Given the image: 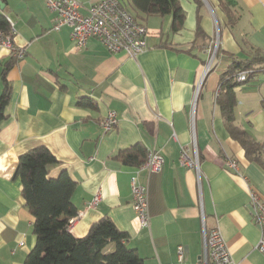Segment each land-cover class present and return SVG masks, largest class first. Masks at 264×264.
<instances>
[{"label": "crops", "instance_id": "crops-1", "mask_svg": "<svg viewBox=\"0 0 264 264\" xmlns=\"http://www.w3.org/2000/svg\"><path fill=\"white\" fill-rule=\"evenodd\" d=\"M0 1L14 30L13 48L0 43V94L7 61L16 49L25 51L6 71L11 93L0 122V264H23L35 243L34 218L13 175L18 156L38 145L58 160L48 176L65 170L76 183L74 237L107 216L145 264H176L179 245L184 264H201L203 224H217L233 260L264 264L248 195L251 186L264 201V71L234 88L235 124L261 146L256 159L230 135L215 97L234 60L249 57L250 48L264 52V0H233L232 21L219 0H179L182 28L171 31V15L148 16V47L134 57L111 53L95 38L77 47L69 26L52 28L44 0ZM78 1L85 12L97 0ZM197 21L205 39L196 37ZM217 31L216 53L204 73ZM81 97L95 106L78 105ZM108 110L118 123L104 131ZM137 143L163 157L159 172L138 176L147 186L149 227L139 224L131 202L136 166L117 158ZM181 148L190 157L197 153L198 174L179 164ZM228 159L237 170L226 167ZM97 192L99 202L90 205Z\"/></svg>", "mask_w": 264, "mask_h": 264}, {"label": "trees", "instance_id": "trees-1", "mask_svg": "<svg viewBox=\"0 0 264 264\" xmlns=\"http://www.w3.org/2000/svg\"><path fill=\"white\" fill-rule=\"evenodd\" d=\"M219 1L229 19L234 20L230 13V7L235 5L234 1ZM119 2L144 25L148 16L171 15V31L177 32L183 26L185 12L179 0H119ZM0 33L9 35L12 40V24L2 11ZM196 37L199 40L205 39L198 21ZM250 50L249 57L234 60L221 75L220 92L216 99L230 135L244 147L248 158L256 159L255 155L261 146L246 130L235 124L234 118L236 104L234 88L243 83L236 81L235 75L238 71H248V79L256 72L264 71V52L256 48ZM16 58L8 60L3 71L0 122L6 119L5 106L11 93L6 71L16 62ZM77 104L95 106L94 102L86 97L79 98ZM261 105L264 108V98ZM146 154L147 149L137 143L121 150L117 158L124 164L138 166L145 161ZM56 163L58 160L44 145L35 146L18 156L13 176L21 183L25 206L34 218L35 235L34 246L26 255L23 264H145L136 249L127 245L128 234L119 230L107 216L94 222L84 236L77 238L71 234L70 220L77 215V208L72 202L76 183L65 170L57 177H49L48 167Z\"/></svg>", "mask_w": 264, "mask_h": 264}, {"label": "built area", "instance_id": "built-area-1", "mask_svg": "<svg viewBox=\"0 0 264 264\" xmlns=\"http://www.w3.org/2000/svg\"><path fill=\"white\" fill-rule=\"evenodd\" d=\"M45 6L53 14L52 28L60 29L61 26L70 27V37L77 47L85 45L89 38L98 40L107 51L111 53L123 52L128 56H136L148 47L149 30L146 25L136 19L129 9L122 5L119 0H97L90 3L85 12L80 10L81 3L78 0H44ZM12 33H14L12 26ZM217 40V39H216ZM0 43L13 48L9 35L0 33ZM217 41L213 45L210 57L206 62L204 73L209 70L210 63L216 53ZM18 59H21L24 49H16ZM248 71H238L235 79L238 82L247 81ZM220 87L215 90L218 96ZM196 98V94H195ZM194 104L192 106V111ZM118 123L117 113L108 110L101 120L104 131L113 129ZM264 152V145L262 147ZM179 164L199 172V159L197 153L193 157L188 156L185 149L181 148ZM163 166V157L159 150L147 149L145 161L136 166L131 176V202L139 224L149 227V206L147 186L139 182L140 172L147 175L159 172ZM226 167L237 170V163L233 159L226 161ZM249 202L252 208V216L260 229V236L256 248L264 255V201L259 193L251 186L248 188ZM100 200V194H94L90 205H95ZM203 254L201 264H238L233 260L226 242L223 239L219 226L206 229L203 224ZM184 264V247L177 246V263Z\"/></svg>", "mask_w": 264, "mask_h": 264}, {"label": "rangeland", "instance_id": "rangeland-1", "mask_svg": "<svg viewBox=\"0 0 264 264\" xmlns=\"http://www.w3.org/2000/svg\"><path fill=\"white\" fill-rule=\"evenodd\" d=\"M218 37H219V34H218V31H217V34H216V39H218ZM214 40V42H212V45H214L215 44V42L217 41V40Z\"/></svg>", "mask_w": 264, "mask_h": 264}, {"label": "water", "instance_id": "water-1", "mask_svg": "<svg viewBox=\"0 0 264 264\" xmlns=\"http://www.w3.org/2000/svg\"><path fill=\"white\" fill-rule=\"evenodd\" d=\"M0 10H3V3L0 1Z\"/></svg>", "mask_w": 264, "mask_h": 264}]
</instances>
